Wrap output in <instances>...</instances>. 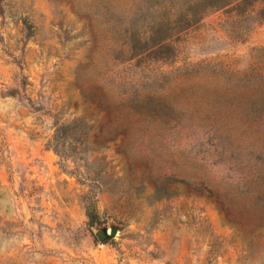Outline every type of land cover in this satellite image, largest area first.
Instances as JSON below:
<instances>
[{
    "label": "rangeland",
    "instance_id": "1",
    "mask_svg": "<svg viewBox=\"0 0 264 264\" xmlns=\"http://www.w3.org/2000/svg\"><path fill=\"white\" fill-rule=\"evenodd\" d=\"M254 1L0 0V264H264Z\"/></svg>",
    "mask_w": 264,
    "mask_h": 264
},
{
    "label": "trees",
    "instance_id": "2",
    "mask_svg": "<svg viewBox=\"0 0 264 264\" xmlns=\"http://www.w3.org/2000/svg\"><path fill=\"white\" fill-rule=\"evenodd\" d=\"M189 2L190 10H192L191 15L178 17L174 21L169 34L166 35L162 25L157 26L154 34L157 46L176 35V33L197 24L211 11L227 9L231 12L240 11L241 15H249L253 12L257 3L254 0H195L194 2L189 0Z\"/></svg>",
    "mask_w": 264,
    "mask_h": 264
},
{
    "label": "water",
    "instance_id": "3",
    "mask_svg": "<svg viewBox=\"0 0 264 264\" xmlns=\"http://www.w3.org/2000/svg\"><path fill=\"white\" fill-rule=\"evenodd\" d=\"M118 232L119 231L116 227H112L110 230L99 231L97 233V237L100 241L106 242L110 239H114L117 236Z\"/></svg>",
    "mask_w": 264,
    "mask_h": 264
}]
</instances>
